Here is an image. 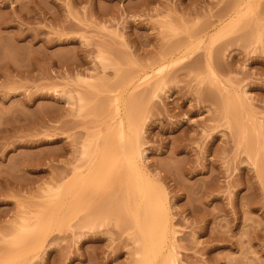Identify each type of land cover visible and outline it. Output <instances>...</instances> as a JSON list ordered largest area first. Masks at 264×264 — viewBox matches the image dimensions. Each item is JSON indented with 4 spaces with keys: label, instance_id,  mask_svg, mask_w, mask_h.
Listing matches in <instances>:
<instances>
[{
    "label": "rangeland",
    "instance_id": "rangeland-1",
    "mask_svg": "<svg viewBox=\"0 0 264 264\" xmlns=\"http://www.w3.org/2000/svg\"><path fill=\"white\" fill-rule=\"evenodd\" d=\"M171 259L264 264V0H0V264Z\"/></svg>",
    "mask_w": 264,
    "mask_h": 264
},
{
    "label": "bare ground",
    "instance_id": "bare-ground-1",
    "mask_svg": "<svg viewBox=\"0 0 264 264\" xmlns=\"http://www.w3.org/2000/svg\"><path fill=\"white\" fill-rule=\"evenodd\" d=\"M144 76H142V77L146 78V76L145 77ZM127 117H128V114H127ZM120 125H121V123H120ZM131 127H132V125H131ZM127 129H128V127H127ZM120 132H121V134L119 136H121L120 137L121 140H122V138H125L127 141L128 138L124 137V135H122V131H120ZM107 146H108V143H107ZM120 147H121L122 151L125 150L124 152L127 154L128 166L131 167V170L134 172L135 167H137V165H138L137 164L138 156L140 154L139 147L135 144H132L131 139H129V141H127L126 144H124V146L122 145ZM85 153L88 156L91 155L89 150H86ZM144 184L139 182L138 176H136V175L134 176V174H132L131 176L130 175L128 176L129 188H130V186H132L133 187L132 189H135L136 191L139 192L140 199L142 202V203L140 202L139 204H137L135 207V210H134L135 211V217H136V224H137L139 230L141 231V234L143 237L142 240H147L149 243V246H148L149 248L147 249V251L149 250L148 254L151 253V254H155V256H156V254L160 253L162 250L161 244L163 242V236H164L163 234H164V231L167 229V223H168V220H167L168 219V207H167V204H166V201H165L163 194H160L154 190L148 191V189H147L148 182H147V184L146 183H144ZM158 226L160 229H161L160 226H162L161 231L163 234H162L161 238L159 237L160 235L157 233V231H159V230H157ZM170 264H175V260L171 259Z\"/></svg>",
    "mask_w": 264,
    "mask_h": 264
}]
</instances>
